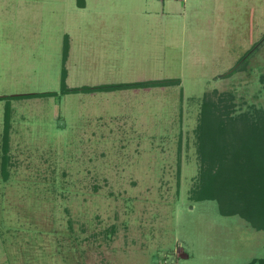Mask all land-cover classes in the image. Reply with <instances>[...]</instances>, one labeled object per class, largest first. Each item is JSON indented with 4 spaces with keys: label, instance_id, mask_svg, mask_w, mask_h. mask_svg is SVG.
Listing matches in <instances>:
<instances>
[{
    "label": "rangeland",
    "instance_id": "374dc122",
    "mask_svg": "<svg viewBox=\"0 0 264 264\" xmlns=\"http://www.w3.org/2000/svg\"><path fill=\"white\" fill-rule=\"evenodd\" d=\"M63 70L181 82L0 101V264H261L264 231L194 192L204 100L264 109V0H0V97Z\"/></svg>",
    "mask_w": 264,
    "mask_h": 264
},
{
    "label": "trees",
    "instance_id": "16d2710c",
    "mask_svg": "<svg viewBox=\"0 0 264 264\" xmlns=\"http://www.w3.org/2000/svg\"><path fill=\"white\" fill-rule=\"evenodd\" d=\"M257 47V45H256ZM255 48V47H254ZM254 48L241 59L245 62ZM68 42L64 45V61ZM63 70L61 92L21 94L0 97L28 99L79 93H104L125 89H148L179 85V79L148 80L127 84H103L68 88ZM206 98L197 130L201 160L200 182L195 200H215L224 216H240L256 230L264 231V109L232 116L233 107ZM11 129V107H6L4 151H8ZM6 157V156H5ZM6 160V158H5ZM6 172V162L4 165ZM264 264V259L260 260Z\"/></svg>",
    "mask_w": 264,
    "mask_h": 264
}]
</instances>
